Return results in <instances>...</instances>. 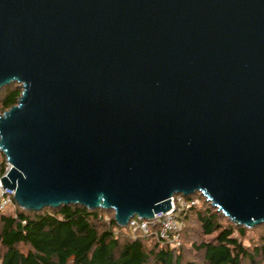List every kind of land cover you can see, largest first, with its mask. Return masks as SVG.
<instances>
[{"label":"water","instance_id":"obj_1","mask_svg":"<svg viewBox=\"0 0 264 264\" xmlns=\"http://www.w3.org/2000/svg\"><path fill=\"white\" fill-rule=\"evenodd\" d=\"M0 180L17 208L113 212L199 194L264 224V0H0Z\"/></svg>","mask_w":264,"mask_h":264},{"label":"trees","instance_id":"obj_2","mask_svg":"<svg viewBox=\"0 0 264 264\" xmlns=\"http://www.w3.org/2000/svg\"><path fill=\"white\" fill-rule=\"evenodd\" d=\"M20 94L15 83L0 90V115L17 104ZM5 166L0 154V173ZM189 197L198 204L179 215V248L152 235L132 237L116 225L111 211L81 205L38 212L16 207L12 214L0 213V264H257L264 259V224L254 227L263 235L248 248L240 239L246 228L230 223L199 194ZM198 232L201 239L184 250L183 240Z\"/></svg>","mask_w":264,"mask_h":264},{"label":"built area","instance_id":"obj_3","mask_svg":"<svg viewBox=\"0 0 264 264\" xmlns=\"http://www.w3.org/2000/svg\"><path fill=\"white\" fill-rule=\"evenodd\" d=\"M9 165L6 163L3 173H0V180L6 176ZM198 204L195 198L176 195L170 198V210L165 213L154 215L151 221L138 220L133 218L129 221L127 228L132 237L137 236H154L157 240L166 244L170 248H179V233L182 230V222L179 215L188 211L191 207ZM14 193L2 189L0 183V213H6L9 210H15Z\"/></svg>","mask_w":264,"mask_h":264},{"label":"rangeland","instance_id":"obj_4","mask_svg":"<svg viewBox=\"0 0 264 264\" xmlns=\"http://www.w3.org/2000/svg\"><path fill=\"white\" fill-rule=\"evenodd\" d=\"M193 196V195H191ZM14 210H9L7 211V213H10L12 214ZM108 218V216H106V219ZM123 230H126L128 232V228H122ZM247 233H246V236L245 238H240L241 239V242L244 246L250 248L254 242H259L260 240V236H262L263 232L262 231H259L255 228H252V229H246ZM199 239H201V234L198 232L197 234L195 233V235L192 236L191 238V241H184L183 240V248L184 250H190L191 249V244L192 242H195V241H199ZM179 241L181 243V236H180V233H179ZM182 245V244H181ZM257 264H264V259H260L258 260Z\"/></svg>","mask_w":264,"mask_h":264}]
</instances>
